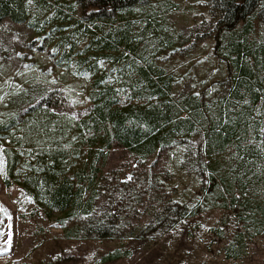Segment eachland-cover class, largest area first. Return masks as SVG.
<instances>
[{
    "label": "trees",
    "instance_id": "1",
    "mask_svg": "<svg viewBox=\"0 0 264 264\" xmlns=\"http://www.w3.org/2000/svg\"><path fill=\"white\" fill-rule=\"evenodd\" d=\"M151 1L0 0V20L25 24L37 50L52 48L56 67L88 83L78 116L64 112L60 93L0 124V144H14L4 183L66 239L136 240L219 208L234 223L223 256L237 264L264 232V0L204 2L209 20L193 35L211 38L228 84L214 100L178 90L158 55L179 34L167 35ZM116 148L129 158L126 174L107 168ZM194 172L204 177L188 204L179 187ZM120 257L114 249L99 261Z\"/></svg>",
    "mask_w": 264,
    "mask_h": 264
},
{
    "label": "rangeland",
    "instance_id": "2",
    "mask_svg": "<svg viewBox=\"0 0 264 264\" xmlns=\"http://www.w3.org/2000/svg\"><path fill=\"white\" fill-rule=\"evenodd\" d=\"M160 1L168 3L169 7L162 9ZM160 1L150 2L154 11L157 10L158 20L164 18L167 35L179 36L173 43L176 48L160 53L159 58L166 60L168 71L177 80L178 90L214 100L228 86L224 82V64L214 53L211 38L202 37L201 31L193 35L199 22L209 20L203 7L206 0ZM255 34L253 31V36ZM40 42L25 24H16L7 18L0 20V124L21 115L40 98L60 101V93L65 96V100H61L64 112L71 117L78 116L86 105L87 81L56 67L51 59L53 49L37 50ZM259 114L264 119V109L260 108ZM200 141L201 135L197 133L192 146L198 147ZM12 146L14 144L7 140L0 144V264L230 263L223 256V247L234 223L229 213L219 208L198 212L193 217L178 220L170 229L136 240L66 239L18 185L4 183L5 150ZM109 157L108 170H122L120 174L130 170L129 158L124 152L116 148ZM165 160L162 156L159 163ZM202 176L194 172L180 185L179 191L186 203H193L192 197L197 196ZM114 249H118L122 257L99 261L102 255ZM237 264H264V232L252 239L246 257Z\"/></svg>",
    "mask_w": 264,
    "mask_h": 264
}]
</instances>
